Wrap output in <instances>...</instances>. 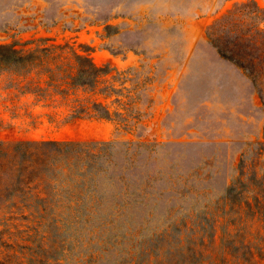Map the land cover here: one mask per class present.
Segmentation results:
<instances>
[{
	"label": "rangeland",
	"instance_id": "obj_1",
	"mask_svg": "<svg viewBox=\"0 0 264 264\" xmlns=\"http://www.w3.org/2000/svg\"><path fill=\"white\" fill-rule=\"evenodd\" d=\"M245 1L0 0V44L48 37L108 68L67 97L0 69V143L75 142L67 155L98 169L80 184L52 173L33 201L2 168L0 264H264V77L259 91L208 35ZM61 54L36 68H67ZM94 102L111 118L73 117Z\"/></svg>",
	"mask_w": 264,
	"mask_h": 264
},
{
	"label": "trees",
	"instance_id": "obj_2",
	"mask_svg": "<svg viewBox=\"0 0 264 264\" xmlns=\"http://www.w3.org/2000/svg\"><path fill=\"white\" fill-rule=\"evenodd\" d=\"M220 25L222 27L216 33ZM210 34L209 38L219 56L239 67L259 90L261 79L264 77V9L254 0L236 3L223 17L212 23L208 31V35ZM38 41L45 45H37L27 50L18 49L12 44H0V69L11 67L16 73L23 75L26 73L43 75L47 86L56 87L55 89L64 88L55 91L57 95L62 94L64 97L68 96V91L75 88L93 91L98 78L108 70L107 67L96 65L88 52L82 49L79 51L68 43H55L54 39L48 37L40 38ZM56 51L60 55L63 52L70 53L72 63L69 62L67 68L61 67L64 62L41 71L36 68L42 65L44 57L47 59L53 57L51 54ZM50 87L48 89L52 90ZM93 105L103 111L97 110V113L91 115L77 113L73 117L111 118L105 105L99 102H94ZM75 146L78 148L79 144L18 141L15 145L6 147L4 143H0V151L5 157L6 155L15 157L14 163L9 164L8 159H5V163L0 162V170L7 165L11 174L16 176L15 182L12 183L15 187L9 190L10 193L14 191L16 195L21 192L30 200L46 201L48 193L43 187L47 185L45 180L50 179L48 176L59 174L57 177H72L80 180L79 184L87 178L91 180L93 172L97 173L98 169L94 164L84 160L81 154L84 150L80 152V149L78 150L80 153L67 155ZM89 157L93 159L96 155L90 153ZM80 199L82 200V197Z\"/></svg>",
	"mask_w": 264,
	"mask_h": 264
},
{
	"label": "crops",
	"instance_id": "obj_3",
	"mask_svg": "<svg viewBox=\"0 0 264 264\" xmlns=\"http://www.w3.org/2000/svg\"><path fill=\"white\" fill-rule=\"evenodd\" d=\"M100 125L103 127V131L101 132V134H98L99 138H103V139L108 138L111 132L110 123L106 121H102Z\"/></svg>",
	"mask_w": 264,
	"mask_h": 264
}]
</instances>
